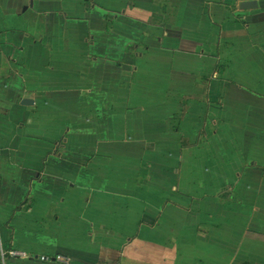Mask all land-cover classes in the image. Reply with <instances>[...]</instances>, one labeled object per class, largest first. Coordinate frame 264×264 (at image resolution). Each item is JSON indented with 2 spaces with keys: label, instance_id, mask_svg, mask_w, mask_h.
<instances>
[{
  "label": "crops",
  "instance_id": "0c3cea01",
  "mask_svg": "<svg viewBox=\"0 0 264 264\" xmlns=\"http://www.w3.org/2000/svg\"><path fill=\"white\" fill-rule=\"evenodd\" d=\"M240 2L0 0V264H264V1Z\"/></svg>",
  "mask_w": 264,
  "mask_h": 264
},
{
  "label": "built area",
  "instance_id": "2783aa9c",
  "mask_svg": "<svg viewBox=\"0 0 264 264\" xmlns=\"http://www.w3.org/2000/svg\"><path fill=\"white\" fill-rule=\"evenodd\" d=\"M5 255L11 257L12 259H23L27 258L26 254L17 252L15 250H9L8 252L5 253ZM29 258V257H28ZM31 258V257H30ZM40 262H45V263H60V264H72V261L70 258H65L60 255L53 256L52 258H49L47 256H39L37 258Z\"/></svg>",
  "mask_w": 264,
  "mask_h": 264
},
{
  "label": "water",
  "instance_id": "95a60500",
  "mask_svg": "<svg viewBox=\"0 0 264 264\" xmlns=\"http://www.w3.org/2000/svg\"><path fill=\"white\" fill-rule=\"evenodd\" d=\"M239 8L241 10L255 9V8H257V2L255 0L242 1L239 3ZM32 104H33V102L31 100H28V99H23L21 101V105L28 106V105H32Z\"/></svg>",
  "mask_w": 264,
  "mask_h": 264
},
{
  "label": "rangeland",
  "instance_id": "374dc122",
  "mask_svg": "<svg viewBox=\"0 0 264 264\" xmlns=\"http://www.w3.org/2000/svg\"><path fill=\"white\" fill-rule=\"evenodd\" d=\"M235 2H237V1H250V0H234ZM256 1V0H255ZM259 1H264V0H259ZM264 4V3H263ZM249 10H251V11H253L254 10V12H256V9H249ZM252 18L250 17V19H249V21L251 20ZM253 20V19H252ZM256 33V32H255ZM214 102V104H217V102H216V100L215 101H213ZM151 173H153L152 171H151ZM73 264H77V263H73Z\"/></svg>",
  "mask_w": 264,
  "mask_h": 264
}]
</instances>
